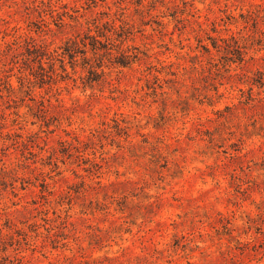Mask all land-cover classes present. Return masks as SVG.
<instances>
[{
  "label": "rangeland",
  "instance_id": "obj_1",
  "mask_svg": "<svg viewBox=\"0 0 264 264\" xmlns=\"http://www.w3.org/2000/svg\"><path fill=\"white\" fill-rule=\"evenodd\" d=\"M0 264H264V0H0Z\"/></svg>",
  "mask_w": 264,
  "mask_h": 264
}]
</instances>
